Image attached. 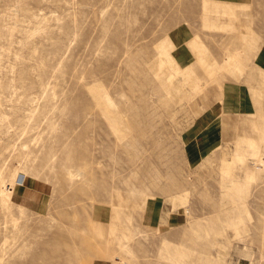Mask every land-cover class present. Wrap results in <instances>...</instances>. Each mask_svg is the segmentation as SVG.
<instances>
[{
  "label": "rangeland",
  "instance_id": "obj_1",
  "mask_svg": "<svg viewBox=\"0 0 264 264\" xmlns=\"http://www.w3.org/2000/svg\"><path fill=\"white\" fill-rule=\"evenodd\" d=\"M0 264H264V0H0Z\"/></svg>",
  "mask_w": 264,
  "mask_h": 264
}]
</instances>
